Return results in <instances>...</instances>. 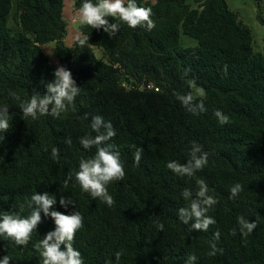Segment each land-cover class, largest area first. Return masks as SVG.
I'll list each match as a JSON object with an SVG mask.
<instances>
[{
	"label": "trees",
	"instance_id": "obj_1",
	"mask_svg": "<svg viewBox=\"0 0 264 264\" xmlns=\"http://www.w3.org/2000/svg\"><path fill=\"white\" fill-rule=\"evenodd\" d=\"M82 2L75 0L76 11ZM136 2L152 10L153 29L121 23L109 37L103 29L82 25L81 36L69 47L64 0H0V106L7 105L12 117L0 142V214L21 212L24 204L21 214L28 215L32 194L54 195L53 210H78L84 218L74 241L84 264H185L192 253L195 264H264V49L255 51L251 30L226 0H191L201 6L195 17L187 0ZM257 18L264 25L261 11ZM182 33L198 46L182 47ZM84 36L89 40L82 47L78 40ZM50 43L81 88L75 110L58 118H24L9 93L22 100L34 92L45 94L56 69L44 51ZM189 80H195L194 87ZM189 91L204 100L206 112L193 114L177 101L175 94ZM218 109L228 123L219 124ZM96 115L111 121L116 136L108 143L120 153L126 173L108 185L112 207L84 192L74 175L64 183L81 158L95 154L79 139L96 135L91 129ZM69 137L71 145L65 143ZM193 142L208 153V164L192 178L174 175L167 162L185 163ZM134 145L144 150L138 166ZM53 147L59 149L55 159ZM198 178L218 201L209 212L216 223L207 232L192 230L178 218V209L187 204L181 192H195ZM235 183L243 191L230 198ZM61 196H70L77 209L62 207ZM41 215L26 247L0 237V258L41 264L34 245L55 228L50 217ZM241 215L258 225L246 238L239 231L232 235Z\"/></svg>",
	"mask_w": 264,
	"mask_h": 264
},
{
	"label": "clouds",
	"instance_id": "obj_2",
	"mask_svg": "<svg viewBox=\"0 0 264 264\" xmlns=\"http://www.w3.org/2000/svg\"><path fill=\"white\" fill-rule=\"evenodd\" d=\"M106 17H111L120 23H109ZM79 21L82 25L89 26L91 29H103L109 37L115 36L120 28V24H126L129 28H146L151 30L155 27L152 19V10L138 6L136 0H83L79 7ZM89 40L84 36L78 40L80 46H84ZM227 71L226 67L224 69ZM190 88L195 86V80H189ZM45 94L34 92L29 99L22 100L16 92L9 95L19 102L24 118L31 117L33 120L40 116H52L58 118L66 113L69 108L75 110V99L80 94L81 88L76 85L72 73L67 68L60 66L54 71V79L45 85ZM177 101L193 114L204 113L207 111L205 102L198 98L191 91L186 94H175ZM219 124L224 125L229 122V117L221 110L214 112ZM87 119V116H85ZM12 117L9 114L7 105L0 106V142L4 140V133L11 128ZM91 129L95 136L89 134L79 139L80 145L85 150L95 148V154L89 158H81L79 168L73 174L69 173L65 180L68 181L75 177L81 189L89 193L93 199H99L107 206L112 207L115 203L112 195L109 194L108 185L114 181L123 180L125 177L124 164L121 162L120 153L114 150V146L108 143L116 136L111 121H105L103 116L96 115L91 118ZM67 145H71L69 137L65 140ZM135 147L133 153L134 163L138 166L143 155V148ZM51 155L55 159L59 156V149L53 147ZM208 164V153L202 150L201 145L193 142L188 159L185 163L178 160H170L166 167L174 175L179 177L192 178L198 171H202ZM243 187L240 183H235L230 188V198H235ZM182 198L187 202L186 206L178 209V218L189 225L192 230L207 232L210 226L216 223L215 219L209 215L210 210L218 203L217 199L209 194V186L204 179H196V191L184 188L181 192ZM57 203L54 195L48 192L43 194L34 193L26 201V206L30 209L28 215H22L25 205H20L21 212H5L0 214V237L12 241L17 246H27L32 238V233L37 230L43 217H50L55 228L46 233L34 248L39 252L41 264H84V259L80 251L74 247L75 235L83 227L84 218L78 210L71 214H64L53 210ZM59 203L62 207L68 208L75 201L70 197L61 196ZM77 209V208H76ZM257 222H250L244 216L237 217V227L232 229V235L237 231L243 237H247L257 228ZM157 228L163 231L164 225L157 223ZM220 233H214V238L218 240ZM215 254V246L213 245ZM119 261L121 253L115 254ZM197 256L192 253L187 256L185 264H195ZM11 259L8 255L0 258V264H10Z\"/></svg>",
	"mask_w": 264,
	"mask_h": 264
},
{
	"label": "rangeland",
	"instance_id": "obj_3",
	"mask_svg": "<svg viewBox=\"0 0 264 264\" xmlns=\"http://www.w3.org/2000/svg\"><path fill=\"white\" fill-rule=\"evenodd\" d=\"M230 9L239 16V21L244 28L250 29L253 36L254 49L257 53L263 52L264 49V25L258 20V12L264 18V0H226ZM154 4L156 0H148ZM190 3L192 17L197 16L201 11V6L187 0ZM75 0H64V19L68 24V30L65 35L66 45L72 47L74 42L81 36L79 21V11L75 10ZM181 46L185 48L197 47L198 41L182 33ZM45 53L48 55L54 66L60 67L58 53L55 43H50L44 47ZM96 54L100 58H104V53L100 49H96ZM196 95H202L197 89Z\"/></svg>",
	"mask_w": 264,
	"mask_h": 264
},
{
	"label": "built area",
	"instance_id": "obj_4",
	"mask_svg": "<svg viewBox=\"0 0 264 264\" xmlns=\"http://www.w3.org/2000/svg\"><path fill=\"white\" fill-rule=\"evenodd\" d=\"M152 88V86H150Z\"/></svg>",
	"mask_w": 264,
	"mask_h": 264
}]
</instances>
